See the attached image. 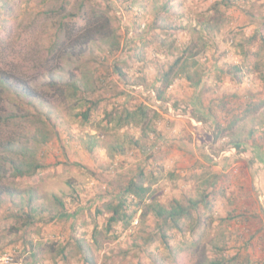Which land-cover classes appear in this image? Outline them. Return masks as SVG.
<instances>
[{
  "label": "rangeland",
  "instance_id": "374dc122",
  "mask_svg": "<svg viewBox=\"0 0 264 264\" xmlns=\"http://www.w3.org/2000/svg\"><path fill=\"white\" fill-rule=\"evenodd\" d=\"M63 2L75 17L63 19ZM95 9L108 36L48 63L57 24L82 27ZM263 36L264 0H0V71L43 94L56 132L41 143L29 141L37 127H0L43 164L0 197V264H264ZM64 64L100 99L89 122L77 115L86 99L41 87ZM141 170L150 190L126 196L128 216L109 221L108 204ZM155 201L197 208L165 241Z\"/></svg>",
  "mask_w": 264,
  "mask_h": 264
},
{
  "label": "trees",
  "instance_id": "16d2710c",
  "mask_svg": "<svg viewBox=\"0 0 264 264\" xmlns=\"http://www.w3.org/2000/svg\"><path fill=\"white\" fill-rule=\"evenodd\" d=\"M66 4V2H63L60 5V12H64V16H62L63 19L75 17V14L73 13H66ZM83 5L84 1L80 3V8L83 7ZM93 11L94 15L92 18H88L89 21L93 20L88 24L86 23L82 27L80 26L83 24H79L78 22H64L63 20L57 24L58 32L56 31L55 40L49 48V55H51L47 59L48 63H51V60L58 59L61 55H67L70 59L68 61H71L73 57L84 50L83 48L78 49V46L84 45L85 47V45L90 41L97 40L98 38L96 37L103 38L108 36V32H110L107 31L109 28L108 24L110 22L109 18L104 16L106 23H104L103 28L100 29V25L98 24V18L100 17L96 15V9ZM101 12L104 13L103 11ZM82 16L83 19H86L85 13H83ZM141 27H144V25L142 26L141 24ZM104 30H106V32H104ZM101 31L104 36L101 34ZM108 44L109 53L113 54L121 47L118 41L110 42ZM130 48H133V45ZM129 56H131V54L127 55V57ZM181 59V57L176 58L174 63L171 64L165 72L164 80L167 86L171 84L174 77H176V75L181 73L184 69L183 65L180 66ZM42 65L47 67L49 64L43 62ZM115 68L120 71L121 76L125 74L118 68V65H116ZM180 69L182 70L179 71ZM57 70H60L62 74H58V71L50 70V72L45 75V81L41 84V87L46 88L50 86H57L59 90L62 88L60 91L63 97H66L67 99H86L89 102V105L83 112L77 115L81 116L84 122H89L93 115L92 113L94 108L98 106V103H100V99L95 97L90 98V92L92 91L88 88L87 83L81 79H84V77L79 78L73 72L66 71L65 64L59 66ZM186 73V77L192 80V74L189 72ZM101 76V80L105 81L107 79L105 73ZM238 81H240V79H238ZM158 92H160L158 97H162V90L159 89ZM46 102V98L43 94L36 90V87H32L27 80L9 76L5 72L0 71V127L9 124L12 121L15 122L14 125L18 128H24L25 126L29 127V125L30 127H37V131L35 132L34 130L32 134L28 131V134H30L29 141L41 143L48 142L51 139L53 132H56L55 130H52V128H55V124L51 120V110L48 109L46 112L44 110V106L47 104ZM254 102L255 101H253V99L247 102L245 109L247 108L249 113L254 112L257 109L258 105ZM128 115L133 114L129 112ZM48 123H50L51 126ZM217 125L218 122L216 123V126ZM262 133L263 132H261V134ZM19 134L20 133H8V138L0 136V151L15 153V155L0 153V197L4 194L11 196L19 194V192L11 186L10 183L12 180L14 178L30 177L43 168V164L34 156V151L31 146H28L29 143L21 144L20 140L22 141V134L20 136ZM134 143L137 144V140L134 141ZM241 144V142H236L235 146H239ZM116 147L117 149L119 147L121 149L122 145L118 144ZM145 178L146 174L143 170H141L137 175L130 179L131 181L128 184L123 186V190L120 192L121 196L118 198L117 204L112 202L108 204V209L112 211V216L109 218V221H117L120 218H126L128 216L125 211L127 208L126 196L133 195L134 197H139L141 199L143 198V194L150 190L148 186L144 185ZM152 205L153 203L151 206ZM154 207L155 215L159 218L158 224L163 227L160 232L166 241V227L179 228L180 222L192 218L193 213L195 212L194 209L197 208V201L192 202L189 205H185L182 202L177 201L171 208H167L160 202L155 201ZM64 213L65 212H63V214ZM198 221L199 224H201V219ZM235 259L236 258L234 257L233 261ZM226 263V260L218 259L214 260L210 264Z\"/></svg>",
  "mask_w": 264,
  "mask_h": 264
}]
</instances>
